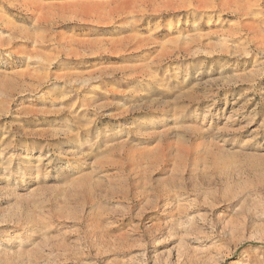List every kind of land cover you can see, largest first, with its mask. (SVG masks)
Wrapping results in <instances>:
<instances>
[{
	"label": "rangeland",
	"instance_id": "rangeland-1",
	"mask_svg": "<svg viewBox=\"0 0 264 264\" xmlns=\"http://www.w3.org/2000/svg\"><path fill=\"white\" fill-rule=\"evenodd\" d=\"M228 1L0 0V264H264V0Z\"/></svg>",
	"mask_w": 264,
	"mask_h": 264
},
{
	"label": "bare ground",
	"instance_id": "bare-ground-1",
	"mask_svg": "<svg viewBox=\"0 0 264 264\" xmlns=\"http://www.w3.org/2000/svg\"><path fill=\"white\" fill-rule=\"evenodd\" d=\"M251 1H245V2H234L233 3V0H229L228 2H227V4H226V6H229V5H235L236 6V12H239L240 14H242V15H248L249 13H252L251 11H252V7L253 6H255V5H253L252 6V4L250 3ZM258 2V0H256V3ZM207 6V5H206ZM98 13H100V11H98V10H96V9H94V13L93 14H98ZM96 17H98V18H100L101 16H96Z\"/></svg>",
	"mask_w": 264,
	"mask_h": 264
}]
</instances>
